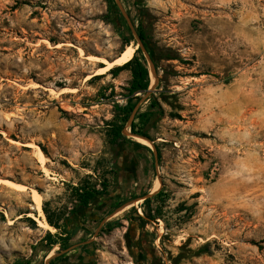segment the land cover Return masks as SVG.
<instances>
[{"label": "rangeland", "instance_id": "1", "mask_svg": "<svg viewBox=\"0 0 264 264\" xmlns=\"http://www.w3.org/2000/svg\"><path fill=\"white\" fill-rule=\"evenodd\" d=\"M135 1L118 0L136 33L142 19L156 81L135 54L166 101L144 124L151 92L136 93L149 144L115 147L113 123L138 142L121 113L130 70L95 73L99 58L138 48L120 10L0 0V264H264V0ZM83 188L99 192L87 211ZM31 189L59 228L28 215ZM48 234H68V247Z\"/></svg>", "mask_w": 264, "mask_h": 264}, {"label": "trees", "instance_id": "2", "mask_svg": "<svg viewBox=\"0 0 264 264\" xmlns=\"http://www.w3.org/2000/svg\"><path fill=\"white\" fill-rule=\"evenodd\" d=\"M107 4H108V8L112 9L115 7L116 11L119 12L118 7L115 6V1L114 0H106ZM140 2V0H136L135 3L138 4ZM114 24L117 28L119 29H123L124 25H125V21L124 18L122 17V15L119 13V17L117 18V20H114ZM143 22L142 19H140L139 22V28L136 29L137 30V34L140 37V39L143 42V45L146 47V42H145V38L143 36ZM128 31L131 32V30L128 28ZM131 38L133 39L132 35L130 34ZM141 49L137 48V50H135V52H140ZM133 54L132 58L125 62L124 64L115 66L113 68H111L109 71H118L120 69H128L131 72V80L129 83V87H128V94L126 96V104L121 107V113L123 115V118L127 119L129 118L132 110L134 109V107L136 106V104L138 103V101L142 98L141 96H139L138 92H141L142 94H145L150 86V77H149V69L147 67V64L145 62V59L143 56L138 57L137 54ZM172 58V57H169ZM157 87V86H156ZM159 98H161V100L166 101L165 96H162V94H159V96H156L154 91H151L150 95L146 98V100H148V109L146 110L145 114V120H144V124L147 123L151 117L153 116H161L163 114V107L159 101ZM129 128L131 130V132L133 134L142 136L146 139L150 140V137L148 136V134L142 129H138L136 127V124L134 122V120L132 121V123L129 125ZM110 134L112 136V141H113V145L115 147L120 146L122 144H125L126 142L130 141L133 145L135 146H141L142 144L138 143V142H132L131 140L128 139L127 134L125 133V129L124 126L121 124H117V123H113L111 126V130H110ZM131 161H133L134 164H138V159H136L135 157H133L131 159ZM99 192L97 190H95L94 188H83L81 191H79V189H76V198L78 201V205L80 207V209H82L83 211H87L88 209H90L92 202L94 201V198L96 197V195ZM147 205L149 204L150 198H146L144 200ZM151 219H154V217L150 216ZM140 220H142V222H145V219L139 217ZM47 222L55 227V228H59V226L53 222L49 216H47ZM52 235L55 234H48V238L50 240L49 245L51 246H55L58 245L60 248H66L68 247V242L70 239V236L68 234H66L63 238H61L60 241L54 239ZM77 247H81V246H77ZM76 254H72L71 256H65V254L62 255H56V256H52L49 259V264H56V262H59L60 264H72L74 263V261H76ZM77 262V261H76ZM80 262H78L79 264Z\"/></svg>", "mask_w": 264, "mask_h": 264}, {"label": "bare ground", "instance_id": "3", "mask_svg": "<svg viewBox=\"0 0 264 264\" xmlns=\"http://www.w3.org/2000/svg\"><path fill=\"white\" fill-rule=\"evenodd\" d=\"M135 50H136V47L135 46L127 45L120 52V54L117 57H115L112 61H106V59H104V58H99L98 59L99 62H103V63H105V65L97 68L96 71H95V73L96 74L105 73L114 64H116V65L117 64H124L125 62L129 61L132 58ZM80 53L81 54L83 53V50L82 49H80ZM86 57L87 58H94L93 55H88ZM61 90H65V88H63ZM135 138L141 144H149L148 141H146V140H144L142 138H138V137H135ZM36 153L38 155L39 161L41 163H43L44 160H45V157H44L43 152L41 151V149L38 148L36 150ZM44 171L47 172V170L45 168H44ZM1 182L3 184H5V185H7V186H9L11 188H13V189L20 190V191H23L26 188H28L24 184H21V183L16 182V181L8 180V179H3V180H1ZM158 185L159 184H158V180H157L155 182V184L153 185V190H156L158 188ZM30 192H31L32 201L34 203L33 206L36 209V211L38 212V214L37 215L28 214V215L32 216L34 219L37 220L39 227L44 228V229H47V230H54V228L45 219L44 212L42 210V199H43L42 198V195L36 189H31Z\"/></svg>", "mask_w": 264, "mask_h": 264}, {"label": "water", "instance_id": "4", "mask_svg": "<svg viewBox=\"0 0 264 264\" xmlns=\"http://www.w3.org/2000/svg\"><path fill=\"white\" fill-rule=\"evenodd\" d=\"M116 2H117V7H118V9H119L120 12L122 13V15L126 18V20L129 22V25H130V27H131L132 33H133L134 37L136 38V42H137V44H138V48H140V49L143 51L144 56H145V58H146V60H147V62H148V64H149V68H150V70H151V72H152V74H153L154 80L156 81V80H157V77H156V73H155V67H154V64H153V61H152V58H151L150 54L147 52L145 46L143 45L142 40L140 39V37L138 36V34L135 32V30H134V28H133V26H132L131 20H130L129 17L127 16L126 12H124V10H123V8L121 7V5H120V3L118 2V0H116ZM149 92H151V87L148 88V90H147V94H148ZM138 105H139V103H137L136 106L134 107V109L132 110L131 115H130L129 120H128V124L131 123V121H132V119H133V116L135 115V112H136V109H137ZM130 134H131V133H130ZM131 135H132V134H131ZM133 136L138 137V138H142V139H144V140H146V141L149 142L148 139H146V138H144V137H142V136H137V135H133ZM153 152H154L155 162H156V161H157V155H156V151H155L154 148H153ZM152 194H153V192L146 194V195L143 197V199H146V198L152 196ZM51 257H52V255L49 256V257L47 258L46 262H48L49 259H50Z\"/></svg>", "mask_w": 264, "mask_h": 264}]
</instances>
